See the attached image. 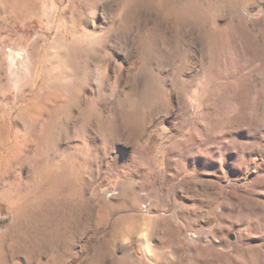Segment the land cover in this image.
<instances>
[{"label": "rangeland", "instance_id": "374dc122", "mask_svg": "<svg viewBox=\"0 0 264 264\" xmlns=\"http://www.w3.org/2000/svg\"><path fill=\"white\" fill-rule=\"evenodd\" d=\"M33 1L0 0L12 133L53 102L0 158V264H264V0Z\"/></svg>", "mask_w": 264, "mask_h": 264}, {"label": "bare ground", "instance_id": "6f19581e", "mask_svg": "<svg viewBox=\"0 0 264 264\" xmlns=\"http://www.w3.org/2000/svg\"><path fill=\"white\" fill-rule=\"evenodd\" d=\"M24 4L25 6L22 12V16H26L35 8V1L33 0H24ZM15 55L16 56L13 58L14 64L18 63L16 59L19 56L21 59H23L25 63L33 58L30 52H17ZM25 96V91L20 88L19 97L21 98V100H23ZM42 98V94L37 93L36 95H34V98L32 102L28 105V107H25L23 110L19 111V113L14 118L15 128L13 133L11 131V112L4 105H0V158L3 155L4 151L7 150L10 146H12L11 151L13 152L15 147H17L20 142L18 141L20 137L26 142L22 145L23 152H30L33 149L36 137L37 135H39L37 130L38 123L35 124L33 116L38 110L42 111L43 113L47 112L53 105L51 98L47 99L44 103H41ZM7 162L5 160V163Z\"/></svg>", "mask_w": 264, "mask_h": 264}]
</instances>
